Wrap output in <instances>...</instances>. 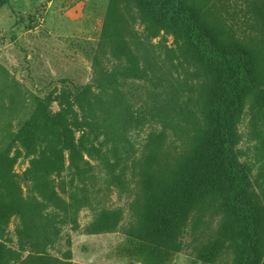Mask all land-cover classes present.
Wrapping results in <instances>:
<instances>
[{
    "label": "rangeland",
    "instance_id": "rangeland-1",
    "mask_svg": "<svg viewBox=\"0 0 264 264\" xmlns=\"http://www.w3.org/2000/svg\"><path fill=\"white\" fill-rule=\"evenodd\" d=\"M182 1H196L251 59L254 87L236 125L235 153L264 264V0ZM0 58L2 74L11 67L17 77L4 87L0 111V155L18 159L14 171L22 175L33 157H62L53 181L68 201L69 153L45 130L46 118L63 114L100 185L114 181L99 194L103 206L62 220L52 256L71 264L242 263L246 234L225 209L223 178L203 150L214 141V107L186 28L141 0H9L0 9ZM83 89L94 105L102 102L98 112L109 114L127 148L110 171L86 152L105 136L102 120L78 100ZM1 233L0 264L31 254L14 216Z\"/></svg>",
    "mask_w": 264,
    "mask_h": 264
},
{
    "label": "trees",
    "instance_id": "trees-1",
    "mask_svg": "<svg viewBox=\"0 0 264 264\" xmlns=\"http://www.w3.org/2000/svg\"><path fill=\"white\" fill-rule=\"evenodd\" d=\"M148 7L166 15L177 26L187 29L188 41L204 64L203 74L208 79V97L214 107V141L203 150L211 154L209 161L217 176H222L224 207L232 213L246 234L242 247L241 264H260V244L257 215L246 198L248 185L246 175L235 153L236 125L241 116L248 93L253 89L251 59L243 47L233 45L235 35L222 29L210 19L208 13L196 2L186 7L182 0H141ZM9 0H0L2 9ZM78 100L85 105L96 121L102 120L101 128L105 141L86 149L89 157L111 170L112 159L122 158L127 148L122 134L113 125L111 117L98 112V100L94 105L93 95L83 89ZM46 134L60 142L69 153L70 167L75 185L69 188L68 201L56 187L53 177L60 175L65 166L62 157L29 160V168L22 175L13 169L18 159L0 155V231L5 233L8 218L18 219V227L28 241L31 254L19 264H71L57 259L50 249L61 236L62 221L81 208L98 209L103 206L105 191L112 189L114 181H104L95 174V168L85 159L78 143L71 137L72 126L67 125L63 114L46 118ZM31 124L26 127L30 129ZM22 138V137H21ZM27 147H31L30 144ZM102 186H104L102 188ZM122 186V184H121ZM59 216L62 218L59 220ZM0 254L4 256L3 248Z\"/></svg>",
    "mask_w": 264,
    "mask_h": 264
},
{
    "label": "crops",
    "instance_id": "crops-1",
    "mask_svg": "<svg viewBox=\"0 0 264 264\" xmlns=\"http://www.w3.org/2000/svg\"><path fill=\"white\" fill-rule=\"evenodd\" d=\"M0 62H1V58H0ZM9 71H10V74L9 76H4L2 74V69L0 67V111H1V107H2V96H3V89L4 87L7 88V85L9 84V86L11 85L12 83V75L15 76L13 73H12V69L11 67L9 68ZM14 81L17 80V77L15 76L13 78ZM4 83V84H3ZM1 117V116H0Z\"/></svg>",
    "mask_w": 264,
    "mask_h": 264
}]
</instances>
